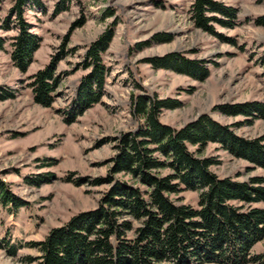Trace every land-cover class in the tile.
<instances>
[{
  "label": "rangeland",
  "instance_id": "rangeland-1",
  "mask_svg": "<svg viewBox=\"0 0 264 264\" xmlns=\"http://www.w3.org/2000/svg\"><path fill=\"white\" fill-rule=\"evenodd\" d=\"M37 1L24 8L23 18L40 39L39 47L22 73L10 58L13 23L8 30L2 27L14 0H0V88L10 94L0 100V183L26 204L15 207L0 198V264H37L40 253L30 244L72 216L97 207L108 186H95L94 181L107 176L115 140L141 124L131 114V95L176 100L178 108L159 116L161 123L176 129L204 113L223 125L242 122L240 116L227 117L213 108L264 102V25L257 24L264 17V0H212L235 10L232 27L211 22L213 33L194 25L193 0ZM79 20L82 25L73 27ZM108 30L113 36L101 54L107 75L100 101L69 123L67 112L88 73L79 67L83 56ZM156 34H167L170 41L154 42ZM143 43L147 45L138 49ZM173 52L200 62L208 77L196 81L147 62ZM60 55L55 71L59 82L51 106L45 108L35 103L29 78ZM233 130L246 139L264 136V120ZM204 155L218 160L211 171L220 178H264V169L230 156L216 144H209ZM178 197L182 204H197L195 192ZM7 244L16 248L14 256L7 253ZM251 254L264 255V237Z\"/></svg>",
  "mask_w": 264,
  "mask_h": 264
},
{
  "label": "trees",
  "instance_id": "trees-1",
  "mask_svg": "<svg viewBox=\"0 0 264 264\" xmlns=\"http://www.w3.org/2000/svg\"><path fill=\"white\" fill-rule=\"evenodd\" d=\"M30 4L38 1L14 0L2 26L8 30L13 23L16 30L10 58L22 73L40 42L23 18L24 8ZM190 13L194 25L210 33L211 22L232 27L235 19L233 8L212 0H193ZM208 14H218L226 20ZM82 23L79 20L73 27ZM257 24L264 25V17ZM112 36L111 30L104 32L83 56L79 67L88 73L81 79L67 112L69 123L100 101L107 75L101 54ZM152 39L164 43L170 41V36L156 34ZM67 40L65 36L61 55ZM1 42L0 39V47ZM143 45L147 43L138 44V49ZM61 55L51 58L44 69L29 78L33 99L42 107H50L53 101L59 82L55 71ZM147 62L156 69L196 81L208 77V70L200 62L174 52ZM9 97L0 88V100ZM179 105L176 100L131 95V114L141 124L115 140L116 152L109 160L107 176L94 181L95 186H108L97 207L72 216L49 230L43 240L30 244L40 253L37 264H264V255L251 254L253 246L264 237V208L254 206L264 204V178L252 177L245 182L220 178L211 171L219 165L218 160L204 155L209 144H216L230 156L264 169V136L246 139L233 130L264 120V102L214 107L224 116L244 119L230 125L205 113L178 129L159 121L163 110ZM118 175L129 180L116 179ZM185 191L198 194L195 207L180 203L178 196ZM0 198L3 204L26 205L3 189L1 183ZM6 249L10 256L15 255L14 246L7 244Z\"/></svg>",
  "mask_w": 264,
  "mask_h": 264
}]
</instances>
